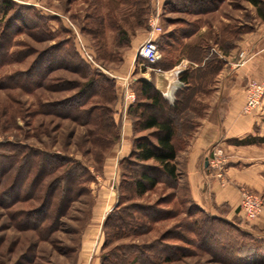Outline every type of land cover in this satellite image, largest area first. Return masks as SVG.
Returning a JSON list of instances; mask_svg holds the SVG:
<instances>
[{"label":"rangeland","instance_id":"1","mask_svg":"<svg viewBox=\"0 0 264 264\" xmlns=\"http://www.w3.org/2000/svg\"><path fill=\"white\" fill-rule=\"evenodd\" d=\"M11 1L9 11L0 4V34L4 30L10 37V57L0 69V142L70 157L92 177L78 187L64 215L46 220L44 236L17 226L12 212L40 206L63 168L45 178L34 198L0 201V264H81L83 254L96 253L104 264H145L135 249L125 250L133 245L165 250L173 258L159 262L158 253L148 250L149 264H264V227L257 222L264 210L246 219L239 204L235 217L227 218L225 206L217 212L196 203L183 175L176 184L159 177L140 194L133 182L151 162L132 158L121 164L129 147L116 142L118 128L104 110L119 105L116 90L122 82L123 98L131 90L134 65L151 70L134 54L152 29V15L159 12L160 38L185 34L225 53L237 49L245 31L263 23V12L247 0H171L161 11L152 0ZM119 30L127 33L125 40ZM71 105L76 109L66 110ZM212 176L217 178L213 170ZM243 187L264 204V191ZM130 206L153 207L158 217L132 234L126 229L117 234L111 222L104 224L113 210L126 215Z\"/></svg>","mask_w":264,"mask_h":264},{"label":"trees","instance_id":"2","mask_svg":"<svg viewBox=\"0 0 264 264\" xmlns=\"http://www.w3.org/2000/svg\"><path fill=\"white\" fill-rule=\"evenodd\" d=\"M247 1L253 3L263 12L264 19V0ZM0 4L2 7H9L4 8L9 11L15 3L11 0H0ZM119 31L123 34L121 37L125 40L127 33ZM4 33L3 30L0 34V69L6 65L10 57L7 43L10 37L5 36ZM184 35L174 37L178 40L184 38ZM162 38L166 37L163 36ZM157 43L160 47V36L157 37ZM189 51H192V48ZM206 51L209 53L211 46H207ZM162 60L163 58L156 64V67L163 68L167 66L162 63ZM222 63L223 61L217 53L212 52L206 63L208 65L204 69L191 66L182 70L179 73V78L185 83V86L178 90L177 98L173 103L163 95L152 81L137 78L131 83L130 88L134 91L136 99L134 102L128 101L126 103L128 104V114L133 123V146L128 155L121 158V164L126 160L130 161L132 158L138 159L140 163L151 162V166L142 165L145 169L139 172L138 178L133 182L134 187L140 194L145 193L149 188L155 187L160 182V178L168 182H174V184L180 180L182 172L178 166L179 152L187 147L190 137L197 129L198 117L202 115L206 107L203 101L198 100V94H204L208 91L203 82H209L210 75L215 74ZM139 83L140 87L138 88L136 85ZM136 91L138 92L136 93ZM139 96L146 102L139 101ZM123 100H125V97ZM67 109L68 111L70 109L75 110L76 106L71 105ZM104 110H107L110 125L118 128L119 135L116 140L118 142L121 139L119 131L121 123L115 118L116 107L113 106V108H105ZM138 131H148L149 134L138 136ZM257 142H264V137L251 135L242 140H237V143L242 144ZM61 168L63 170L56 177L51 188L44 192V202L40 206L29 211L16 210L12 212L17 226L31 228L37 232L40 231L42 232L41 235L44 236L47 230L46 220L51 214L64 215L67 206L76 198L79 192L78 187L90 181L92 176L85 166L70 157L49 152L44 148L27 147L21 143L7 144L5 141L0 142V201L2 204L6 205L5 199L10 200V204H14L27 198H34L39 191V187L43 186L45 178ZM12 170H15V173L9 179L8 174ZM138 208L130 206L126 215H118L113 210L108 214L104 224L108 225L111 222L117 234L124 229L132 234L138 232L145 221L152 222L158 217L159 212L153 207L144 208L140 206L139 210ZM213 217L214 219L219 218L218 216ZM146 248L148 247L133 245L126 247L125 250L135 249L138 259L145 264H149L152 258L148 250H154V248ZM154 251L158 253L159 262L173 259L165 250L156 251L155 249ZM112 255L119 257L115 253ZM124 257L126 255L123 254L122 258ZM101 262L104 264V258L101 259Z\"/></svg>","mask_w":264,"mask_h":264},{"label":"crops","instance_id":"3","mask_svg":"<svg viewBox=\"0 0 264 264\" xmlns=\"http://www.w3.org/2000/svg\"><path fill=\"white\" fill-rule=\"evenodd\" d=\"M169 1L152 0V5L157 2V7L161 11ZM245 32L241 42L236 45L237 49L226 50L225 53L217 46H211V51L208 53L207 44H195L191 42L193 40L190 37L176 40L173 36L162 38V35L160 38V47L164 56L162 63L167 66L160 68L161 70L143 71L134 65L136 69L131 76V80L134 81L140 77L136 73L142 71L144 76L141 78L152 81L173 103L177 98L178 90L185 86L177 72L180 68L184 70L195 66L204 69L209 64L206 63L212 52H216L223 61L220 69L210 75L209 82L202 81L208 89L206 93L198 94V100L206 105L204 115L198 117L196 131L187 147L178 155V165L195 202L210 206L217 212L220 211L219 208L225 206L228 209L225 213L227 218H234L238 212L240 191L244 185L264 191V142L237 143V140L251 135L264 137V100L255 112L251 114L243 112L249 81L264 76V21L255 29ZM139 46L135 50L134 58ZM189 47L192 51H189ZM172 49L175 51L174 54ZM195 49L198 53L193 55ZM241 51L246 52L247 59L237 66ZM121 84L122 87L117 88L119 105L116 106L115 118L121 123L122 129L119 144L123 145V149L128 145L130 152L134 137L133 123L128 114V104L123 105L126 87L123 82ZM215 144H222L229 154L225 182L213 177L210 168L206 165L209 150ZM128 153L122 154L121 158ZM257 222L264 227V213ZM81 264H102L101 257L96 253L87 258L86 254H83Z\"/></svg>","mask_w":264,"mask_h":264},{"label":"built area","instance_id":"4","mask_svg":"<svg viewBox=\"0 0 264 264\" xmlns=\"http://www.w3.org/2000/svg\"><path fill=\"white\" fill-rule=\"evenodd\" d=\"M159 13V12H158ZM152 15L149 19V24L152 29L149 31L147 38L140 44L136 57L142 60L141 66L147 68L161 70L156 67V64L163 58V53L157 43V37L162 33V26L159 23V14ZM237 66L243 64L247 59L245 51L240 52ZM180 68L177 72L180 73ZM135 93L131 90H126L125 101H133ZM264 100V76L261 79H252L249 81L246 90V101L243 107V112L251 114L258 110ZM207 160L208 167L214 171V175L225 182V173L227 164L229 162V154H227L225 147L222 144H217L213 147ZM211 170V172H212ZM240 209L244 213L246 219L258 218L264 210L262 199L249 189L241 188Z\"/></svg>","mask_w":264,"mask_h":264},{"label":"water","instance_id":"5","mask_svg":"<svg viewBox=\"0 0 264 264\" xmlns=\"http://www.w3.org/2000/svg\"><path fill=\"white\" fill-rule=\"evenodd\" d=\"M206 165H209V161L208 160L206 161Z\"/></svg>","mask_w":264,"mask_h":264}]
</instances>
